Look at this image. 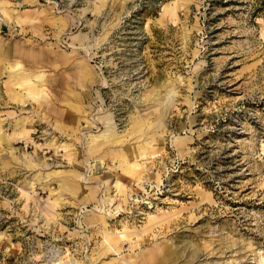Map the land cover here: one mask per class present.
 Returning <instances> with one entry per match:
<instances>
[{
  "label": "rangeland",
  "instance_id": "374dc122",
  "mask_svg": "<svg viewBox=\"0 0 264 264\" xmlns=\"http://www.w3.org/2000/svg\"><path fill=\"white\" fill-rule=\"evenodd\" d=\"M0 4V264H264V0Z\"/></svg>",
  "mask_w": 264,
  "mask_h": 264
},
{
  "label": "bare ground",
  "instance_id": "6f19581e",
  "mask_svg": "<svg viewBox=\"0 0 264 264\" xmlns=\"http://www.w3.org/2000/svg\"><path fill=\"white\" fill-rule=\"evenodd\" d=\"M124 1H126V0H124ZM0 15L3 18L1 20H5V21H6L7 18L11 19V17H12L11 13H9V11L7 10V7L4 4H2V5L0 4ZM109 29H111V28H109ZM105 35H107V33ZM84 38L85 37L80 35V34H75V35H73L71 37L72 44H66V43H64V44L66 46L69 45L68 47L72 48L73 50H76V49H78V47H75L73 45L74 42L77 41V42L83 43V41L85 40ZM101 40L102 39H100V38L98 40H96V44H98ZM79 49H80V47H79ZM84 50H85V52H87V49L84 48ZM52 53L53 52H51V54ZM52 56H55V57L59 58L58 54H52ZM64 58H62V59L63 60H69V59H64ZM17 74H19V75H17ZM17 74H16V76H17V80L16 81H18V82L16 83L14 81V83H13V81H12V83H10L11 86H14L15 84L16 85H18V84L21 85V83H20L21 81H19V80L26 76V74L24 72L23 73L21 72V69L18 70ZM29 74H31V76H32V96H33V88L35 86L34 83H38L39 85H44V82L42 81V78L38 77V75H36L35 73H29ZM13 76H15V75H13ZM26 87L31 88L30 85H28ZM159 87L164 90V94L160 95L159 92L158 93L156 92L155 94L152 95L153 99L156 101V103L158 105V108L160 107L159 112H158V114H159L158 115V121L156 122V124L153 127L155 130H158V129H160L162 127L163 118H164L165 114L167 113V111L171 108V106L173 104V101H174V97H175L174 96L175 87H174L173 82H168V81L161 82ZM10 95L12 96L13 99H16L18 101H19V98L21 97V96L17 95L14 90L12 92L10 91ZM29 95H31V94L29 93ZM106 116H108V115H106ZM103 118H104V116H103ZM104 121L106 123L105 126H106V133L107 134H105V135L103 134V136L95 137L94 140H96L97 143L94 144L93 147H95L98 143H101V142L102 143H107V142H113V141L117 140V137L113 136L112 126L109 123H107V118L106 119L104 118ZM143 124H145V122H143L142 120L133 119V128H132L133 133L141 135L142 131H143V127H142ZM107 241L109 242L108 245L104 246V247H101L99 249V251L97 252L96 259H98L101 256L105 257V255L108 252H110L109 250H112V249L117 250L118 249V246H117V243H116V242H118V239L116 237H111V238L109 237V238H107ZM163 255H164L163 256V260H167L168 259L166 264H176L175 261L177 259L176 258H171V254L168 251H164ZM179 260H181L183 262V264H187V261H185V260L183 261L180 257H179ZM99 264H108V263H106L104 261V259L102 258L101 261L99 262Z\"/></svg>",
  "mask_w": 264,
  "mask_h": 264
}]
</instances>
